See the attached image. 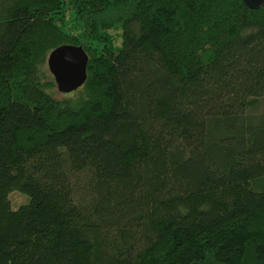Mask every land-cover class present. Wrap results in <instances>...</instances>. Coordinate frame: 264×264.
I'll return each mask as SVG.
<instances>
[{"label":"trees","instance_id":"16d2710c","mask_svg":"<svg viewBox=\"0 0 264 264\" xmlns=\"http://www.w3.org/2000/svg\"><path fill=\"white\" fill-rule=\"evenodd\" d=\"M0 264H264V3L0 0Z\"/></svg>","mask_w":264,"mask_h":264},{"label":"water","instance_id":"95a60500","mask_svg":"<svg viewBox=\"0 0 264 264\" xmlns=\"http://www.w3.org/2000/svg\"><path fill=\"white\" fill-rule=\"evenodd\" d=\"M253 8L264 3V0H242ZM88 56L78 45L63 44L50 51L47 65L60 93H69L81 87L86 80Z\"/></svg>","mask_w":264,"mask_h":264},{"label":"rangeland","instance_id":"374dc122","mask_svg":"<svg viewBox=\"0 0 264 264\" xmlns=\"http://www.w3.org/2000/svg\"><path fill=\"white\" fill-rule=\"evenodd\" d=\"M114 33V32H112ZM119 39L116 40V43H118ZM55 92H56V96H60L62 93H60L59 91H57L55 89ZM25 196L22 194V193H19L17 191H13L10 193V202H11V205L13 207L17 206L18 204L22 203L25 201Z\"/></svg>","mask_w":264,"mask_h":264}]
</instances>
